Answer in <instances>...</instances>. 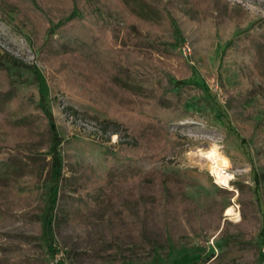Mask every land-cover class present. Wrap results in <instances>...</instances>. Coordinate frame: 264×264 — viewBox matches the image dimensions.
I'll return each instance as SVG.
<instances>
[{"label":"rangeland","instance_id":"1","mask_svg":"<svg viewBox=\"0 0 264 264\" xmlns=\"http://www.w3.org/2000/svg\"><path fill=\"white\" fill-rule=\"evenodd\" d=\"M95 1L121 25L131 16L121 0ZM162 1L185 40L178 47L167 44L173 57L154 56L170 62L178 75L184 64L196 68L191 77L195 84L187 90L199 107L193 109L194 115L171 126L165 142L156 137L165 152L143 159L147 171L143 179L111 184L100 191L97 203H91L86 191L105 179L107 156L119 153L132 138L118 117L70 100L51 79V70L71 71L70 80L84 86L78 92L98 89L100 98L113 103L127 105L136 96L116 90L109 76L78 58H68V63L54 59L52 64L41 60V41L32 21L0 0V66H8L24 105L38 106L45 95L64 138L63 179L54 212L61 252L54 258L47 250L51 186L46 181L52 157L50 143L44 140L47 135L40 133L24 137L39 149L35 162L28 158V168L37 170L39 195L23 200L0 190V203L7 205L6 212H0V264H263L261 211L252 204V188L255 175H264V67L257 52L244 43L250 34L264 31V0ZM144 34L165 44L172 41L160 29ZM186 45L193 49L188 57L183 52ZM12 57L37 65L39 81L31 70L8 62ZM4 80L0 75V88ZM248 93L249 117L232 111L228 117L219 116L232 96ZM11 120L10 108L0 109V130L12 128ZM213 146L229 159L230 185L219 183L193 157L199 148ZM236 182L246 185V193ZM261 194L264 211V182ZM230 207L237 214H227Z\"/></svg>","mask_w":264,"mask_h":264},{"label":"trees","instance_id":"2","mask_svg":"<svg viewBox=\"0 0 264 264\" xmlns=\"http://www.w3.org/2000/svg\"><path fill=\"white\" fill-rule=\"evenodd\" d=\"M6 1L13 12L24 14L34 24L36 36L41 41L38 49L41 60L52 64L54 59L68 63V58H78L109 76L116 90L136 96V99L129 98L127 105L126 102L113 103L100 98L98 89L78 92L83 85L70 80L73 79L71 71L51 70V79L57 81L62 92L70 96V100L78 105L97 107L110 116L118 117L124 122L128 135L132 138L119 153L107 156L105 179L86 191V200L97 203L100 191L111 184L122 185L129 180L143 179L147 172L143 159H152L163 154L165 151L161 146L170 135L171 126L194 115L193 109L199 107L194 103V96L189 95L187 90L195 84L191 77L196 74V68L182 63L183 72L178 75L171 68L170 62L154 56L158 54L167 59L173 57L175 54L165 48L167 44L178 47L185 40L167 5L162 0H121L124 8L131 14L125 25H121L106 15L95 0ZM5 20L8 24H13L11 20ZM15 28L19 29L17 26ZM153 28L168 33L171 43L165 44L144 34L145 30L151 31ZM244 46L257 52L261 66L264 67V31L250 34L249 42L244 43ZM8 62L31 70L39 81L41 69L37 65L21 63L13 57ZM0 75L6 80L5 86L0 88V109L4 111L10 108L12 111V120L8 121L12 125L9 129L11 131L4 128L0 130V190L5 191L4 195H16L23 200L36 199L40 185L35 179L37 170L28 168V158L35 162L39 149L29 139L40 133L46 134L44 140L50 143L48 154L52 157L46 181L51 186L47 209V224L51 226V230L47 233V250L55 258L61 252L55 238L54 212L57 204L56 191L63 179L64 138L58 131L55 117L44 94L38 106L31 102L24 105L19 84L8 66H0ZM250 99L249 93L239 97L232 96L227 105H222L219 116L228 117V112L232 111L238 116L249 117L246 105ZM70 110L74 114L78 113L74 107H70ZM156 137H161L163 142H157ZM142 150L144 155L141 156L139 152ZM262 182L264 175L256 174L252 204L255 202L261 211L259 236L264 242V211L260 202ZM235 184L243 194L246 193L245 184ZM242 202L243 207L247 208L248 203L245 200ZM2 205L0 203V212H6L7 205ZM244 220L247 222V215Z\"/></svg>","mask_w":264,"mask_h":264},{"label":"bare ground","instance_id":"3","mask_svg":"<svg viewBox=\"0 0 264 264\" xmlns=\"http://www.w3.org/2000/svg\"><path fill=\"white\" fill-rule=\"evenodd\" d=\"M193 157L198 164L208 167L219 183L226 186L230 185L233 179V175L227 171L230 162L228 161L229 159L221 153L218 146H213L209 149L199 148L197 151L193 152ZM233 213H236V210L234 207H230L227 214Z\"/></svg>","mask_w":264,"mask_h":264},{"label":"built area","instance_id":"4","mask_svg":"<svg viewBox=\"0 0 264 264\" xmlns=\"http://www.w3.org/2000/svg\"><path fill=\"white\" fill-rule=\"evenodd\" d=\"M184 51V55L186 56V57H188L189 55H192V50L193 49H191L190 48V46L189 45H186L185 47H184V49H183ZM263 254H264V249H263ZM264 258V257H263ZM263 264H264V262H263Z\"/></svg>","mask_w":264,"mask_h":264}]
</instances>
